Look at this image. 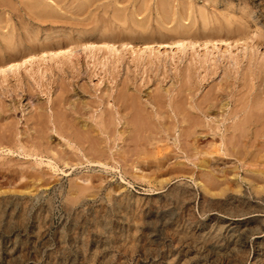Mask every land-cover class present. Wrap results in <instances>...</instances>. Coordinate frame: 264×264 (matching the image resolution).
<instances>
[{"label": "rangeland", "instance_id": "rangeland-1", "mask_svg": "<svg viewBox=\"0 0 264 264\" xmlns=\"http://www.w3.org/2000/svg\"><path fill=\"white\" fill-rule=\"evenodd\" d=\"M178 40L207 45H157ZM81 44L0 75V264H231L234 247L264 264V0H0V67ZM124 88L138 130L110 122ZM76 123L95 136L71 140ZM188 126L211 157L192 160ZM249 217L243 240L224 232Z\"/></svg>", "mask_w": 264, "mask_h": 264}, {"label": "bare ground", "instance_id": "bare-ground-1", "mask_svg": "<svg viewBox=\"0 0 264 264\" xmlns=\"http://www.w3.org/2000/svg\"><path fill=\"white\" fill-rule=\"evenodd\" d=\"M212 40H213L212 42L221 43L223 45L224 44L226 45L225 41H223L222 39L214 38ZM104 44L110 45L112 47V49L116 50L117 52H122V51L124 52L128 48L135 50V48H136L142 54H155V49H157L155 47V45H153L150 42H146V41H143L141 44H137L135 46H132L128 43H124V42H121L117 39L111 38V39H108ZM157 45L160 47H163L165 49V51H168V52L171 51L172 48L178 49L179 51L184 52L187 49H193L194 50L197 47L206 48L207 43L204 41V42H194V43L189 44L185 41L178 40V41H172V42L161 41ZM225 48H226V50H229L227 46H225ZM77 49H78V51L80 50L81 52H84V53H88V52L91 53L93 51V49H96V48L92 45L81 44V45H79L77 47H73V48L68 46L64 49H56L52 53H49V52L43 50L37 54L27 55L25 57L20 58L19 60H16V61H13L11 63H8V64L1 66L0 67V75L4 76V75H7L11 72H14L17 69H20V67L23 65L33 64L35 59L46 63V62H49L50 59L54 58V57L66 58L69 53L75 52V50H77ZM124 90L127 91L128 93L122 94L121 97H119V98L114 97V101H115L114 107L111 108V111H108V112L111 113L110 122L113 123L112 122V119H113L115 127L117 128L118 125H121L123 132H126L127 130H125V129H127V127L128 128L133 127L134 129L136 128V126L139 127L140 126L139 123L143 121V118L141 117L140 113H134V114L132 113L131 110H133V103H134V101H137L136 100L137 98L135 96H133L132 94H130L129 90L127 88H124ZM75 113L82 116V113H80V112L78 113L77 110L75 111ZM57 119L59 120V118H57ZM76 119H80V118H76ZM76 119H75L76 122H79L81 120L80 119L77 121ZM141 119H142V121H141ZM55 121L57 122V120H55ZM75 121L74 122L72 121V122L75 123ZM56 122L54 124H55V126L56 125L58 126V124H56ZM72 122H69V123L71 124ZM98 124L99 125H96L97 128L103 129L104 132H105V130H107V125L104 121V118L101 119V123H98ZM86 126H88V125L83 124V123L81 124V126H79V123L72 125L68 129V131L69 130L71 131V133L68 134L69 138L73 141H81L85 138H89V137L91 138L92 135L95 136L96 131H95V129L93 130V128H96V127L94 125H93L94 126L93 128H92V125L90 127L89 126L86 127ZM142 126H143V124H142ZM255 126H256V124H251V125L249 124L247 127H245V132H247V134L254 132ZM138 127L136 128L137 130H138ZM196 127L197 126H188L189 131L185 134V138H184L183 142L186 143V145L190 144L191 148H193V150L195 151L194 155L191 156L192 160H198V158H196L197 156L207 155V156L211 157L213 155L212 152L208 153V152L203 151L201 148H199V145L197 143H199V140H201L202 137L199 136L200 139H199V137H197L198 135L196 132V129H197ZM59 129L61 130V128H59ZM60 130H58V135L61 136L60 133H62V132H60ZM81 130H82V134L84 135L83 139H82V136H79V135H81ZM238 130H240V128L239 129H238V127L233 128V132H236ZM123 132L121 131V133H123ZM123 134H125V133H123ZM195 135H197V136H195ZM223 137H224V134H222L221 138H223ZM145 138L146 137L142 138L143 140L139 141L140 143L139 142L138 143L140 145H145V144L149 143V141H152V139L148 140L147 138L146 139ZM132 139H134V138H132ZM136 139H134V140L136 141ZM158 141H161V139ZM149 146H150V143H149ZM152 150L153 149L146 148V150H144V151L151 154ZM226 151H228V149ZM214 152H216V153L219 152V149L215 148ZM232 153H235V151L233 150ZM120 154H121V152L118 153V156H120ZM167 154H168V152H167ZM164 158H162V159H164ZM166 158H168V157H166ZM89 159H91V162H93V163H97L99 165L107 166V163L104 162L105 161V151H102L100 149H93ZM207 161L209 162V160H207ZM181 198L182 197L180 196V194H178L174 200L179 201ZM87 200H88L87 197H84V195H83L75 203L70 204L68 209L70 211H78L87 202ZM251 217L246 218V220L244 219L242 221H238V220L236 221L235 220V221L223 222L222 226H223V228H225L224 232L226 231V233H230V235H231L230 237L233 239L238 238V240L239 239L243 240L245 238L241 235V234H243V232L246 233L248 231L247 234H249V232L255 231V227L254 228H245V224L249 223L251 219H254ZM243 223H245V224H243ZM243 226H244V231L242 229ZM210 246H212V248H217V249L221 248L219 246L212 245V244H210ZM235 248L236 247H234L233 249L232 248L226 249L228 251H226L224 253L225 255L223 254V256L225 258L230 257L229 259H232V260H230V261H232V262H230L231 264H236V262H237V259H235V256L233 255V253L237 252L236 251L237 248L236 249ZM220 250L223 251V248H221ZM238 251H240V250H238ZM9 253H12L11 250H9ZM237 253H239V252H237ZM232 255L234 257H232ZM14 256H15V254L11 255L10 256L11 259H13ZM166 264H171V263L167 262Z\"/></svg>", "mask_w": 264, "mask_h": 264}]
</instances>
